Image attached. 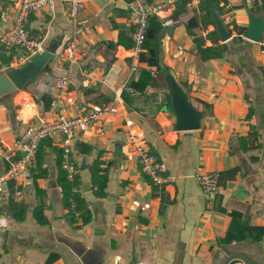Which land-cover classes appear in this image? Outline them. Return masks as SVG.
Here are the masks:
<instances>
[{
  "label": "crops",
  "instance_id": "obj_1",
  "mask_svg": "<svg viewBox=\"0 0 264 264\" xmlns=\"http://www.w3.org/2000/svg\"><path fill=\"white\" fill-rule=\"evenodd\" d=\"M14 3L0 0V33L13 22ZM84 3L76 23L63 0L29 16L30 33L43 36L45 48L55 51L22 89L0 95V142H11L37 115L69 117L108 104L110 112L81 127L70 143L76 192L91 219L83 223L77 216L76 225L65 220L57 180L61 149L57 137L47 138L37 167L15 184L14 194L5 186L0 195V264H80L56 240L57 231L86 242L101 238L109 247L103 264H219L227 251L264 263V236L254 241L246 231L242 240L222 241L234 214L238 225L264 227V49L245 36L253 18L264 22L262 0H216V6L177 0L149 20L174 22L156 34L157 50L144 47L136 57L128 1ZM72 38L80 49L68 63L65 47ZM197 42L227 48L221 57L204 60ZM146 72L152 76L148 86L125 104L121 92ZM58 78L67 80V88L63 101L50 108V96L46 106L42 95L46 82ZM127 130L141 134L164 162L162 186L143 178ZM80 142L92 150L84 153ZM97 157L100 173L108 175L101 196L92 181ZM5 167L0 160V174ZM203 171L218 173L219 193L211 204L195 180ZM20 199L26 206L16 213ZM37 204L46 224L33 217Z\"/></svg>",
  "mask_w": 264,
  "mask_h": 264
},
{
  "label": "built area",
  "instance_id": "obj_2",
  "mask_svg": "<svg viewBox=\"0 0 264 264\" xmlns=\"http://www.w3.org/2000/svg\"><path fill=\"white\" fill-rule=\"evenodd\" d=\"M131 10V22L134 26L132 33L131 56L136 57L144 49L148 22L152 17H159L161 12L171 7L177 0H158L147 3L146 0H127ZM255 2V0H252ZM15 16L12 24L0 33V72L24 65L30 56L44 51V38L41 35H32L27 27L29 16L38 12L52 10L54 0H14ZM66 13L73 23L82 13L84 0H63ZM163 19V18H162ZM174 23L172 19H163L162 25ZM264 49V32L259 42ZM78 43L75 38L68 41L65 50V60L74 63L78 59ZM136 65L132 66V71ZM117 72L119 68L111 67ZM67 88L65 78L51 79L45 84V91L50 96V108H54L63 101V94ZM131 92V90H129ZM110 112L108 104L87 110L81 114L58 118L48 115L38 116L34 121L26 123L23 131L11 142H0V160H4L6 167L0 174V195L9 179L14 178L16 183L27 176L31 169L37 167V150L44 138H58L61 149V167L66 171V181L73 191H77L74 183L78 173L76 161L70 155V143L81 127L99 121ZM127 143L135 155L139 170L145 174L150 183L157 187L167 181L166 166L150 149L144 137L134 130L126 131ZM195 180L200 186L206 201L213 203L219 193L218 173L203 171L195 174ZM16 194H20L17 191Z\"/></svg>",
  "mask_w": 264,
  "mask_h": 264
},
{
  "label": "trees",
  "instance_id": "obj_3",
  "mask_svg": "<svg viewBox=\"0 0 264 264\" xmlns=\"http://www.w3.org/2000/svg\"><path fill=\"white\" fill-rule=\"evenodd\" d=\"M201 2L206 3V6H209L210 4H213L216 6V0H201ZM262 2L264 3V0H262ZM161 27L162 25L158 23L157 21L152 20L149 22L147 30H146V38H145V43H144L145 48L154 47L157 50L158 45L156 44L157 42L156 34L161 29ZM196 46H197V51L200 57L204 60H207L210 58L221 57L227 48L226 43L203 47L199 42H197ZM151 77H152L151 73L146 72L142 76L131 79L128 83V90L124 89L121 92V97L124 103L128 104L134 92H143L148 86L151 80ZM129 90H131V92ZM42 99L44 100L47 106L49 102V96L47 94H43ZM46 139L47 138L42 139L39 143L38 150H37L38 158L41 153V146H42L41 144H43V142ZM79 146L84 148V149L82 148V151L84 153H87V152L89 153L92 150V146L83 144L82 142L79 143ZM100 163H102V161L101 159H99V157H97L91 165L92 181L96 185L95 194L98 196L105 194L104 188L108 181L107 173L106 172L100 173V171L103 170L99 166ZM57 165H58V179L57 180L61 186L62 203H63L64 208L66 209V213L64 214L65 220L69 224L76 225L77 216H80L82 219V222L87 223L91 219V213H90V210L86 207L84 198L80 197V195L76 191H73L71 186L63 183V181L66 180V171L61 167V152L58 153ZM142 176L144 179L149 181L148 177L145 174L142 173ZM74 183H75V180H74ZM77 212H79V214H77ZM32 214L35 220L39 224L47 223V219L43 213L41 204H37L33 208ZM246 231H248V234L252 237V240L254 241L260 240L262 236H264V227H255V226L253 227V226H247L245 224L238 225L237 215L234 214L232 223L225 237L222 239V241L230 242L232 240H242L244 239Z\"/></svg>",
  "mask_w": 264,
  "mask_h": 264
},
{
  "label": "water",
  "instance_id": "obj_4",
  "mask_svg": "<svg viewBox=\"0 0 264 264\" xmlns=\"http://www.w3.org/2000/svg\"><path fill=\"white\" fill-rule=\"evenodd\" d=\"M152 0H146L150 3ZM220 34L223 39L228 37L224 29L219 27ZM264 32V22L262 19L253 18L252 25L245 36L252 40L262 39ZM55 47H48L41 53H36L30 56L29 60L21 67L7 69L5 72H0V95L8 91L22 89L25 84L33 80L37 74L45 66L51 55L54 53ZM83 165V161L81 166ZM16 180L11 178L7 181L6 186L10 194L15 193ZM26 205L20 199L18 201V210L20 213ZM98 235H103V231H95ZM56 240L65 245L79 260L80 264H103L108 254V245L101 238H96L90 242H86L80 237L68 235L64 232L57 231L55 233ZM219 264H264L252 260L247 254L242 252H224L220 258Z\"/></svg>",
  "mask_w": 264,
  "mask_h": 264
}]
</instances>
